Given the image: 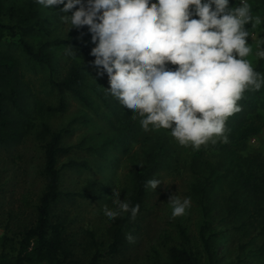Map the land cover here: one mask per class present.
Returning <instances> with one entry per match:
<instances>
[{
    "label": "trees",
    "instance_id": "1",
    "mask_svg": "<svg viewBox=\"0 0 264 264\" xmlns=\"http://www.w3.org/2000/svg\"><path fill=\"white\" fill-rule=\"evenodd\" d=\"M234 4L235 1L230 0V6L234 7ZM62 7L44 8L35 0H0V147L20 144L37 127L25 117L26 114H35L37 109L42 110V113L65 112L68 108L66 96L69 94L82 105L96 110L99 98L107 106L108 115L113 117L114 135L101 142L95 151L100 152L103 147L125 145L129 151L135 148L128 154L134 188L127 198L132 206L140 205L135 220L145 211L150 192V188L145 187L147 181L161 169L173 171L178 165L184 164L194 175L191 196L202 210L198 236L193 239L187 228L180 225L179 243L171 246L167 257L158 264H251L247 261L248 253L244 256L242 252L248 245L252 247L254 244V250L253 247L251 249L255 255L254 264H264V153L252 151L249 144L252 137L264 133V86L258 91L249 88L243 94L238 102L242 110L226 122L227 143L222 138H216L215 144L209 142L198 150L181 146L169 135L170 129L144 131L140 118H134V113L124 109L115 98L109 100L95 85L88 87L89 66L80 62L77 55L64 77L50 81L57 90V106H46L33 93L35 100L29 103L27 97L31 92L26 78L28 70L53 71L59 52L63 50L72 49L89 54V42L77 39V33L85 31L88 26L70 32L66 37L46 36L45 23L55 14H61L59 9ZM250 27L251 24L246 25L249 32ZM261 48L264 49V41ZM91 57L93 62L95 57ZM253 68L264 76V59L259 58ZM95 71L98 74L97 69ZM100 79H108L107 74L100 76ZM39 128L35 140L43 153L45 185L32 204L34 210L29 221L16 224L19 226L13 231L14 237L4 234V245L8 240H13L16 247L0 254V264H108L107 255H117L125 247L126 234L134 220L130 214L115 219L112 240L105 248V253L101 250L103 244L97 241L95 232L87 230L88 242L96 246V250L87 259L78 253V234L72 233L67 222L54 213V207L65 195L59 161L74 150L83 149L84 142L64 145L65 136L71 132L68 127L55 130L50 124L42 122ZM217 157L222 159L213 160ZM64 166L90 167L87 160L77 159L66 162ZM83 190L76 195L86 199L96 194L93 183ZM15 216L18 213H10L8 223ZM8 223L5 229L10 231ZM232 230L250 235V239L239 244L235 260L227 262L220 249L221 243L226 242ZM258 238L261 240L259 243L256 242ZM229 253L231 258L233 253Z\"/></svg>",
    "mask_w": 264,
    "mask_h": 264
},
{
    "label": "clouds",
    "instance_id": "2",
    "mask_svg": "<svg viewBox=\"0 0 264 264\" xmlns=\"http://www.w3.org/2000/svg\"><path fill=\"white\" fill-rule=\"evenodd\" d=\"M35 2L49 9L63 5L60 19L71 29L88 26L95 45L92 64L99 76L107 74V93L140 118L144 131L170 129L181 146L198 150L216 138L227 143L226 122L242 110L243 94L264 86V76L245 59L252 53L246 25L264 24L249 0H238L235 7L230 0ZM256 55L264 59V49ZM162 183L152 178L145 187L157 190ZM120 196L116 190L103 214L108 220L123 214L135 220L140 205ZM168 203L176 218L192 201L173 194ZM126 239L135 242L131 233Z\"/></svg>",
    "mask_w": 264,
    "mask_h": 264
},
{
    "label": "rangeland",
    "instance_id": "3",
    "mask_svg": "<svg viewBox=\"0 0 264 264\" xmlns=\"http://www.w3.org/2000/svg\"><path fill=\"white\" fill-rule=\"evenodd\" d=\"M235 1L234 7L239 6L238 0ZM252 5L253 15H260L264 20V0H249ZM55 14L51 20L44 25V32L47 37H66L70 32L78 31L72 28L70 24L61 21L64 13ZM71 13H69L70 15ZM250 37L247 43L252 47V53L246 57L255 67L259 61L256 55L257 51L262 49L264 41V24L253 28L250 27ZM77 39L89 42V54L76 52L72 49L59 52V58L54 63V69L28 70L26 78L30 92L27 100L33 103V96L45 105L57 106V90L51 84V80L58 81L64 77L73 64L74 56L80 57L81 61L87 67L89 66V76L87 81L91 87L95 85L100 92H104L109 100L113 101L106 88L109 87L108 79H100L92 64L91 49L95 45L91 41V34L88 29L79 31ZM32 93L34 95H32ZM68 108L65 112H43L36 110L35 114L27 115L26 118L35 123L37 126L32 133L23 139L18 145L0 147V254L5 250L12 251L16 247V242L8 240L4 245V234L9 237L13 236V231L18 229L23 222L29 221L31 212L34 210L33 203L40 195L45 185V178L42 174L43 153L37 140L36 132L40 129L42 122L48 123L53 129L68 127L71 129L70 134L65 136L64 145H76L84 142L83 149L74 150L59 161V167L62 171V189L70 196H63L56 203L54 213L59 215L67 222L70 231L78 234L79 248L78 253L85 259L91 257L96 250V246L91 245L88 241L87 230L94 231L97 241L103 244L102 252L112 240L113 228L116 220H108L103 214V207L112 206V196L116 190L121 191V200L130 195L134 188L132 174L130 172L129 152L127 145L119 147H103L100 152L95 151L101 142L114 135L112 126V116L108 115L109 111L101 99H97V109L92 110L82 105L73 95L66 96ZM33 106V105H32ZM29 114V113H28ZM88 118V120H85ZM171 136V132H169ZM172 137V136H171ZM174 138V137H173ZM175 139V138H174ZM252 151H261L264 153V133L258 137H252L249 142ZM191 147V146H190ZM72 159L79 161L87 160L89 168H70L64 164ZM221 157L213 160H221ZM194 175L184 164L171 171L161 169L154 178L162 179V183L157 190L149 189L145 211L141 216L134 220L127 233L135 237L134 243L126 241L122 252L117 255H107L108 264H158L167 257L168 249L179 243V226L186 227L191 233L193 239L198 236L200 223L202 221V210L198 202L191 196V182ZM89 183L95 185L96 194L91 198H80L76 194L84 191V187ZM178 194L181 198L191 197V207L186 214L173 218L171 215L172 208L168 203L170 196ZM217 198V197H216ZM16 214L10 223L9 214ZM10 224L9 230L5 229L6 224ZM228 233L226 242L221 243L220 252L224 261H234L238 255V245L246 243L250 235L243 234L240 231L232 230ZM261 240H256L259 243ZM248 245L242 252L248 253V263H255V255L252 254L255 244ZM4 251V252H5ZM229 252L233 256L229 258ZM250 252V254H249ZM252 254V255H251ZM113 257V258H112Z\"/></svg>",
    "mask_w": 264,
    "mask_h": 264
}]
</instances>
